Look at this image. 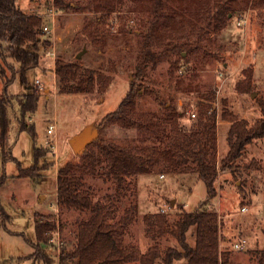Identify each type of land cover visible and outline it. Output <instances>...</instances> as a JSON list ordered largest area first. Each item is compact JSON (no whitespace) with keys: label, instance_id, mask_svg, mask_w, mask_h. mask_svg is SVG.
<instances>
[{"label":"rangeland","instance_id":"obj_1","mask_svg":"<svg viewBox=\"0 0 264 264\" xmlns=\"http://www.w3.org/2000/svg\"><path fill=\"white\" fill-rule=\"evenodd\" d=\"M27 1L19 0L18 4L24 11L40 16L53 7L55 10L59 8L54 0ZM134 4L139 3L122 0L118 12L108 16L109 23L104 29V37L99 36L100 42L86 35V31L89 32L85 29L89 25L91 31L95 30L92 14L59 9V15L53 21L58 37L55 59L45 58L42 51L40 65L28 73V82L23 84L17 74L7 88L9 95H20L33 91L37 79L44 86V90L37 91L40 96L38 108L28 120L35 126L34 138L28 131H19L17 113L15 109L10 111L8 142L17 161L6 163L9 178L0 189V210L10 216L5 225L0 221V264H45L35 257L41 254L53 258L51 264H59L62 248L70 251L76 244L78 224L88 220L91 214L59 207L58 176L60 168L66 164L71 165L81 180L82 189L95 200L117 202L116 220L137 207V213L132 211V221L127 226L125 244L136 246L142 255L156 242L150 236L152 231L148 230L147 216L164 212L173 223L180 207L193 212L207 199V187L195 174H162L157 171L132 177L121 186L106 177L101 166L92 171L85 165L87 162L81 154H75L70 146V140L84 127L97 128L129 90L140 44L135 34L127 38L120 27L127 18L131 19L134 30L140 29L150 18L147 4L141 5L138 11L129 12V7ZM220 5L230 7L234 14H230V20L223 27L213 17L211 27L207 18ZM163 16V25L159 26L162 37L167 40L170 34L181 42L190 41L194 49L184 52V58L172 55L171 59L163 60L149 71L152 83L148 89H154L155 93L141 99L138 111L162 112L159 105L162 96L184 112L181 124L189 127V113L198 117L200 105H211L212 110L216 109L218 189L216 198L207 207L219 216V249L230 252V264H256L257 252L264 248V139L249 144L243 155L230 165L231 168L223 169L221 161L230 149L227 137L231 123L224 114L236 115L250 126L262 117L259 102L264 99V0H168ZM242 18L247 21L240 25L238 22ZM43 23H50V20L43 17ZM43 38L50 40L46 34ZM83 49L86 52L80 58L79 74L100 71L112 76L111 84L104 93L95 90L92 93L60 94L56 62L59 59L73 62ZM175 61L179 62L177 68L172 66ZM6 72L11 76L9 69ZM171 73L178 79L172 80ZM242 82H250L252 90L241 93L237 87ZM3 91L4 84L0 79V94ZM50 125L56 126L55 135L47 133ZM101 134L106 140L119 144L144 141L159 145L162 137L161 131L152 134L146 129L122 128L118 123H110ZM52 144L54 150L50 148ZM35 146L47 151L38 163L42 168L39 177L35 180L19 177L21 168L33 165ZM36 217L55 221L51 240L57 238L55 233L59 229L61 249L49 242L36 251L33 245L36 242ZM195 232V227L188 232V242L192 246L195 245ZM240 239L247 241L245 249L233 250L231 244ZM157 242L163 253L166 248L177 246L171 236L159 237ZM186 263L184 260L176 262Z\"/></svg>","mask_w":264,"mask_h":264},{"label":"trees","instance_id":"obj_2","mask_svg":"<svg viewBox=\"0 0 264 264\" xmlns=\"http://www.w3.org/2000/svg\"><path fill=\"white\" fill-rule=\"evenodd\" d=\"M59 6L56 9L67 12L92 14L95 30L88 26V38L100 42L104 37L105 27L109 23V15L118 10L122 0H54ZM138 5L129 7V12L138 11L141 5L147 4L146 9L150 18L142 24L140 29L134 30L131 19H125L121 31L125 37L133 34L139 38L140 52L132 73L129 90L118 107L108 113L97 127L99 137L89 144L81 153L86 160L85 165L92 171L101 166L106 177L123 186L132 177L142 174L160 172L162 174H195L207 187V199L193 212L180 207L177 219L172 223L166 213H158L146 217L151 230L150 236L156 242L145 255L136 246L125 244L127 226L132 221V211L137 213V207L128 210L127 214L116 220L118 207L116 201L102 202L95 200L93 195L81 187V180L73 172L70 164L62 166L58 176L57 202L59 207L89 212L91 217L78 224L77 242L72 250L62 248L59 256L60 264H176L185 260L187 264H230V252L219 249L220 221L217 212L210 211L207 204L217 196L218 168L216 166L217 152V116L211 105H200L199 115L191 119V125L181 124L183 111L177 110L173 101L160 97L159 105L162 112H139L141 99L155 90H149V71L154 70L163 60L171 59L172 55H181L193 50L190 41L181 42L168 35L165 40L159 29L162 26L163 9L168 0H131ZM19 0H0V79L4 84V91L0 94V189L7 182L5 166L9 160L17 161L13 156L8 142L11 126L10 111L15 109L19 131H28L35 137V126L28 120L36 112L40 100L38 92H24L20 95H9L7 88L16 75L19 74L23 84L28 82V73L39 67L41 52L51 46L49 39L43 38V17L24 11L18 4ZM118 12V11H117ZM234 12L228 6L220 5L216 11L208 16L219 21L223 27L230 20ZM167 19V18H166ZM165 25V23H164ZM165 27V26H164ZM166 28V27H165ZM94 32V33H92ZM105 45V44H104ZM184 58V57H183ZM80 59L73 62L58 60L55 72L59 78L58 90L64 93H92L95 90L104 93L112 82V76L100 71L80 73ZM178 61L172 63L177 68ZM182 68V67H180ZM7 69L11 76L7 75ZM181 70V69H180ZM172 80H176L171 73ZM76 82V83H75ZM178 83V82H177ZM241 93L252 90L250 82L238 85ZM215 96V92H212ZM156 97L157 94H155ZM214 99V97L212 98ZM261 119L253 126L246 120H240L236 115H225L231 123L227 142L229 152L221 161V167L231 168L244 153L246 147L254 140L264 139V99L259 102ZM110 123H118L126 129H146L155 134L162 132L158 144H148L144 141L138 144H119L108 141L102 132ZM43 147H34V163L28 168H21L19 177L37 179L41 167L40 159L46 155ZM20 164V162H18ZM48 169V168H45ZM2 215L4 217H2ZM2 218H5L2 220ZM8 220H7V219ZM2 225L10 221L3 209L0 210ZM36 251L43 245L52 243L50 231L56 228L55 221H44L36 217ZM1 225V224H0ZM195 227V245L188 242V232ZM171 236L177 246L166 248L161 252L159 237ZM39 254V253H38ZM256 264H264V248L257 252ZM45 264H51L53 258L45 255L35 256Z\"/></svg>","mask_w":264,"mask_h":264},{"label":"built area","instance_id":"obj_3","mask_svg":"<svg viewBox=\"0 0 264 264\" xmlns=\"http://www.w3.org/2000/svg\"><path fill=\"white\" fill-rule=\"evenodd\" d=\"M58 15H59V12L57 10H55V7H53L45 15H43L46 18L51 19L50 20L51 24L50 23H46V24H44V26L42 28L43 33L46 34V35H49L50 36V41H51V46L44 51V57L45 58H53V59H55V57H56V40H57L58 37L55 34L54 22L53 21H54L55 17L58 16ZM246 21H247L246 19L242 18V19L239 20L238 23L240 25H242V24H245ZM35 85H36L35 86V90L36 91L44 90V86L42 85V83H41V81L39 79H37L35 81ZM215 106H216V104H215ZM189 114L191 115V118H195L196 117L195 113H189ZM55 130H56V126L55 125H50V127L48 128L47 133L49 135H55ZM50 148L54 150L55 149L54 144L50 145ZM245 210H246V208L243 209V211H245ZM50 234L53 235L54 232L52 231V232H50ZM55 234L57 235V238L52 240V243H54L57 246L58 249H61L62 242H61L59 229L56 231ZM246 243H247V241L245 239H240V240H237V241L233 242L231 244V248L233 250L241 251V250L245 249V244Z\"/></svg>","mask_w":264,"mask_h":264},{"label":"water","instance_id":"obj_4","mask_svg":"<svg viewBox=\"0 0 264 264\" xmlns=\"http://www.w3.org/2000/svg\"><path fill=\"white\" fill-rule=\"evenodd\" d=\"M85 52L86 49H83L77 55V59H80ZM98 137L99 131L97 128L94 129L92 126H86L79 133L74 135V137L70 140V146L75 154H81L86 149V147Z\"/></svg>","mask_w":264,"mask_h":264},{"label":"crops","instance_id":"obj_5","mask_svg":"<svg viewBox=\"0 0 264 264\" xmlns=\"http://www.w3.org/2000/svg\"><path fill=\"white\" fill-rule=\"evenodd\" d=\"M28 1H29V0H28ZM28 1H27V2H28ZM45 14H46V11H45L44 13H41V16H42V17H45V16H43V15H45ZM45 18H46V17H45ZM47 19H49V18H47ZM49 20H51V19H49ZM47 36H49V35H47ZM184 262H186V261L184 260ZM58 263H59V262H58ZM59 264H60V263H59ZM186 264H187V263H186Z\"/></svg>","mask_w":264,"mask_h":264}]
</instances>
